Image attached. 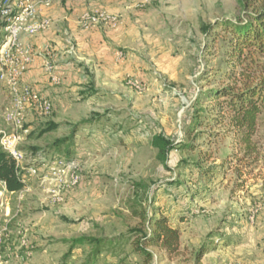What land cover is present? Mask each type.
Masks as SVG:
<instances>
[{"label": "rangeland", "instance_id": "374dc122", "mask_svg": "<svg viewBox=\"0 0 264 264\" xmlns=\"http://www.w3.org/2000/svg\"><path fill=\"white\" fill-rule=\"evenodd\" d=\"M82 1L86 10L79 15L104 13L117 23L94 28L103 38L94 45L98 61L88 67L75 58L69 62L85 67L93 89L86 79L71 86L75 91L65 92L66 98H49L53 113H28L30 136L21 146L29 154L61 159L65 148L52 145L77 126L71 159L81 181L73 184V172H26L25 192L0 199L3 262L63 264L69 246L62 240L123 236L125 245L116 251L122 255L107 251L102 264H141L131 247L137 235L129 234L140 223L130 211L139 194L151 214L168 216L181 233L180 256L169 259L162 249L150 248L153 264H264V153L258 163L242 161L231 129L210 125L205 111L214 104L202 95L217 88L212 83L226 69L227 53L224 31L215 30L220 37L213 43L203 30L246 20L264 0L245 7L238 0H101V8ZM17 4L0 0V20L20 15ZM79 26L84 30L81 19ZM255 63L257 76L264 74V57ZM132 82L142 84L143 92ZM11 102L0 84V131L9 129L4 111ZM50 125L57 129L41 136ZM158 134L176 145L166 166L152 146ZM256 141L264 149V113ZM185 144L194 148L183 150ZM88 252L76 249L68 264H84ZM199 252L205 253L201 261Z\"/></svg>", "mask_w": 264, "mask_h": 264}, {"label": "trees", "instance_id": "16d2710c", "mask_svg": "<svg viewBox=\"0 0 264 264\" xmlns=\"http://www.w3.org/2000/svg\"><path fill=\"white\" fill-rule=\"evenodd\" d=\"M15 1L17 0H9V3L12 4ZM238 1L245 7L251 6L254 0ZM7 22V18L0 20V46L5 35L2 31L6 28ZM217 28H220L227 35V38H225L227 53L223 61L226 69L223 72H216V82L212 83L217 87L215 90L202 92L204 100L214 104L205 113L211 115L210 120L212 122H210V125L214 122L229 127L235 134L237 146L242 153V161L258 163L263 158L264 153V149L256 141L259 131V119L264 113V74L262 72L257 76L256 66L254 65L257 57H264V6L249 14L246 20L223 21L216 25L214 29H211L210 26L206 27L203 31L209 35L207 39L213 43H216L220 37V33L215 32ZM86 75L90 88L93 89V76L87 70ZM55 129H57L56 126L50 125L48 129L42 132L41 136ZM77 133V126H75L69 136L56 140L52 145V148L58 150L62 147L65 148L66 153L62 157L63 159L71 160V150L74 147ZM152 146L158 152V160L166 166L168 156L176 149V145L167 140L162 134H158L153 137ZM182 147L183 150L194 148L190 144H185ZM34 151H37V149H34ZM0 182L7 184L10 193H19L26 187L24 182L17 176L15 161L1 147ZM143 189H146V187L143 186ZM140 198L141 195L136 194L134 199H137V204L134 203L136 206H132L130 210L132 215L140 221L138 227L129 231L130 235H137L131 240L133 254L141 257L143 264H153L154 253L150 248L157 247L162 249L169 259L177 258L181 252L180 231L173 227L168 216L151 214L150 208H146ZM149 201H151V198ZM123 240V236H82L62 240L63 244L69 246L67 254L63 256V264H68V260L71 257L73 258L72 255L76 249L85 247L88 248L89 252L85 256L84 264H99V259L103 253L107 251L118 253L116 251L121 250L125 245ZM204 254V252H199L197 260L201 261Z\"/></svg>", "mask_w": 264, "mask_h": 264}, {"label": "built area", "instance_id": "2783aa9c", "mask_svg": "<svg viewBox=\"0 0 264 264\" xmlns=\"http://www.w3.org/2000/svg\"><path fill=\"white\" fill-rule=\"evenodd\" d=\"M47 1L50 3L51 0ZM30 2L31 0L18 1L17 8L21 14L17 16L9 11L13 17L11 15L6 17L8 24L3 30L5 35L0 46V81L9 90L12 102L4 111V119L9 129L0 131V147L15 161L17 176L25 185L26 172L30 176L40 177L41 171L47 169L59 173L73 172V184L77 185L81 180L76 176L79 169L76 160L47 159L43 155H33L21 150V146L30 135V130L26 128L27 114L34 112L49 115L54 111V105L48 98L22 84L33 63L32 54L22 47V35L35 36L51 25L50 20H38L35 7ZM103 24L117 25L115 19L104 13H86L81 17V26L84 30H91ZM47 71L51 82L58 85L60 77L56 75L54 66L49 64ZM131 85L139 92L144 90V86L139 82H132ZM9 193L7 184L0 182V199ZM1 241L0 239V243ZM0 264H7L3 262L1 256Z\"/></svg>", "mask_w": 264, "mask_h": 264}, {"label": "crops", "instance_id": "0c3cea01", "mask_svg": "<svg viewBox=\"0 0 264 264\" xmlns=\"http://www.w3.org/2000/svg\"><path fill=\"white\" fill-rule=\"evenodd\" d=\"M89 1H91V4L89 2V8L95 5L99 6L101 2V0ZM32 2L33 0L30 3L35 7L38 20H50L51 25L35 36L22 35V46L33 57V63L22 84L48 99L54 97V99L61 100L66 98L64 96L65 92L75 91L73 87L69 89L71 86L76 83L78 85L86 83L85 67H88L94 59L97 61L99 59L95 54L94 45L103 42L101 29L82 30L80 28V19L83 15L79 14L86 10L81 3L82 0H75L74 2L72 0H56L53 4L48 3L47 0L36 2V4ZM82 7L83 9H81ZM99 7L101 8V6ZM78 34L89 35L92 39L85 41L84 38L82 41L83 38L77 37ZM75 37L79 42L78 44L74 42ZM77 45L78 47H76ZM76 50H78V53ZM83 50L86 53H83ZM51 53L53 54L51 55ZM74 58L78 61H84L85 67L76 68V66L69 63ZM51 63H53L56 75L60 77L58 85L51 82L47 71L48 65H51ZM0 84L5 86L1 81ZM112 253L115 257L122 255L113 251ZM103 255L104 253L99 259V264L103 263L101 261ZM140 261L139 263L143 264L142 259Z\"/></svg>", "mask_w": 264, "mask_h": 264}]
</instances>
